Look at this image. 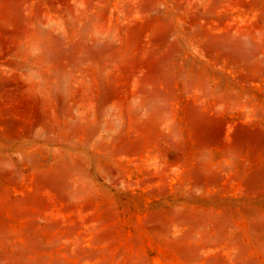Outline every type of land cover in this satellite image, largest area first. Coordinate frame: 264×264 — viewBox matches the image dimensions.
<instances>
[{
    "label": "rangeland",
    "instance_id": "rangeland-1",
    "mask_svg": "<svg viewBox=\"0 0 264 264\" xmlns=\"http://www.w3.org/2000/svg\"><path fill=\"white\" fill-rule=\"evenodd\" d=\"M0 264H264V0H0Z\"/></svg>",
    "mask_w": 264,
    "mask_h": 264
}]
</instances>
